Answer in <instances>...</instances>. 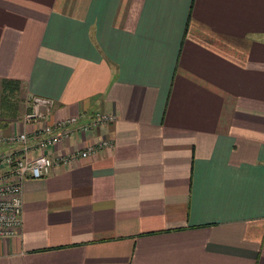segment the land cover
I'll list each match as a JSON object with an SVG mask.
<instances>
[{
    "label": "crops",
    "instance_id": "0c3cea01",
    "mask_svg": "<svg viewBox=\"0 0 264 264\" xmlns=\"http://www.w3.org/2000/svg\"><path fill=\"white\" fill-rule=\"evenodd\" d=\"M0 78L97 111L26 178L0 264H264V0H0ZM0 144V148H3Z\"/></svg>",
    "mask_w": 264,
    "mask_h": 264
},
{
    "label": "built area",
    "instance_id": "2783aa9c",
    "mask_svg": "<svg viewBox=\"0 0 264 264\" xmlns=\"http://www.w3.org/2000/svg\"><path fill=\"white\" fill-rule=\"evenodd\" d=\"M22 123L33 124L30 130L19 128L0 134V238L17 234L22 225V191L26 178L41 177L50 172L55 163H68L86 156L112 142L101 137L82 149L68 150L51 156L46 152L76 131L85 132L99 124L114 120V115L97 111L86 121L80 115H70L50 121L48 115L54 105L51 97L33 94L28 98Z\"/></svg>",
    "mask_w": 264,
    "mask_h": 264
},
{
    "label": "trees",
    "instance_id": "16d2710c",
    "mask_svg": "<svg viewBox=\"0 0 264 264\" xmlns=\"http://www.w3.org/2000/svg\"><path fill=\"white\" fill-rule=\"evenodd\" d=\"M20 82L14 79L0 78V114L4 117H15L20 109L18 92Z\"/></svg>",
    "mask_w": 264,
    "mask_h": 264
}]
</instances>
